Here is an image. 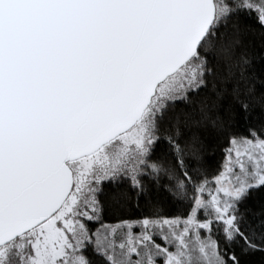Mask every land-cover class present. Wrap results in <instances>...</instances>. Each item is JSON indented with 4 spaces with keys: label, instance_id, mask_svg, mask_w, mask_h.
<instances>
[{
    "label": "water",
    "instance_id": "95a60500",
    "mask_svg": "<svg viewBox=\"0 0 264 264\" xmlns=\"http://www.w3.org/2000/svg\"><path fill=\"white\" fill-rule=\"evenodd\" d=\"M215 0H0V247L55 215L69 162L134 126Z\"/></svg>",
    "mask_w": 264,
    "mask_h": 264
},
{
    "label": "trees",
    "instance_id": "16d2710c",
    "mask_svg": "<svg viewBox=\"0 0 264 264\" xmlns=\"http://www.w3.org/2000/svg\"><path fill=\"white\" fill-rule=\"evenodd\" d=\"M197 57L203 59L202 85L160 109L147 155L178 179L195 184L220 176L234 145L264 139V24L254 11L234 7L216 18L193 58ZM171 183L170 176L145 170L102 180L97 213L87 221L90 240L82 249L86 264H130L113 249L99 246L97 232L103 227H116L113 238L120 241L127 226L134 230L145 220L159 226L166 219L194 214V203L174 193ZM240 208L245 220L229 233L220 220L208 221L199 209L198 227L185 237L188 248L178 243L170 248L184 252L183 264H264V181L248 188ZM156 229L153 243L166 246L162 226ZM200 240L210 242L209 254L193 252Z\"/></svg>",
    "mask_w": 264,
    "mask_h": 264
},
{
    "label": "rangeland",
    "instance_id": "374dc122",
    "mask_svg": "<svg viewBox=\"0 0 264 264\" xmlns=\"http://www.w3.org/2000/svg\"><path fill=\"white\" fill-rule=\"evenodd\" d=\"M215 4L216 18L234 7L247 8L254 11L264 24V0H215ZM202 75L203 59L192 58L158 86L152 103L134 126L94 153L69 162L74 186L61 209L41 225L1 247L0 264H86L82 249L90 240L87 221L94 219L97 213L99 184L121 173L134 176L145 170L152 175H168L172 179L171 190L192 201L197 209L186 219L156 222L165 232L162 238L166 246L153 243L152 233L155 234L159 226L148 220L137 224L134 230L127 226L120 241L113 238L116 227L101 228L97 232L99 246L113 249L121 260L130 264H183L184 252L170 246L178 243L188 248L186 239L198 227L196 214L199 209L208 221L220 220L226 233L243 223L245 215L240 206L247 198V190L264 181V139L255 137L234 145L229 149L220 176L199 184L178 179L148 160V149L154 140L155 116L167 101L178 99L201 86ZM177 227L182 228L180 232ZM211 250L208 240H200L193 246V252L209 254Z\"/></svg>",
    "mask_w": 264,
    "mask_h": 264
},
{
    "label": "flooded vegetation",
    "instance_id": "af4514ba",
    "mask_svg": "<svg viewBox=\"0 0 264 264\" xmlns=\"http://www.w3.org/2000/svg\"><path fill=\"white\" fill-rule=\"evenodd\" d=\"M3 247V246H2ZM1 248V247H0Z\"/></svg>",
    "mask_w": 264,
    "mask_h": 264
}]
</instances>
